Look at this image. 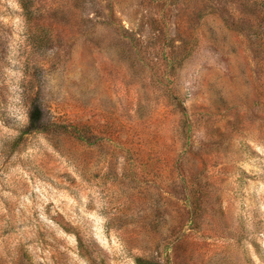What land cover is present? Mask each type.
Here are the masks:
<instances>
[{
	"label": "rangeland",
	"instance_id": "374dc122",
	"mask_svg": "<svg viewBox=\"0 0 264 264\" xmlns=\"http://www.w3.org/2000/svg\"><path fill=\"white\" fill-rule=\"evenodd\" d=\"M264 264V0H0V264Z\"/></svg>",
	"mask_w": 264,
	"mask_h": 264
},
{
	"label": "trees",
	"instance_id": "16d2710c",
	"mask_svg": "<svg viewBox=\"0 0 264 264\" xmlns=\"http://www.w3.org/2000/svg\"><path fill=\"white\" fill-rule=\"evenodd\" d=\"M137 263H138V264H159V263H157V262H148V261L143 262L141 259H138V260H137Z\"/></svg>",
	"mask_w": 264,
	"mask_h": 264
}]
</instances>
